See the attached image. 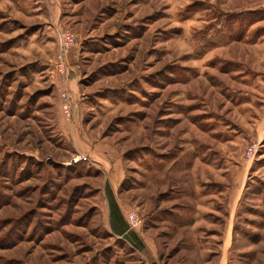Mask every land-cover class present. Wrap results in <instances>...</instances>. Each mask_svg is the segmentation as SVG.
I'll return each instance as SVG.
<instances>
[{
    "label": "rangeland",
    "instance_id": "1",
    "mask_svg": "<svg viewBox=\"0 0 264 264\" xmlns=\"http://www.w3.org/2000/svg\"><path fill=\"white\" fill-rule=\"evenodd\" d=\"M150 260L264 264V0H0V264Z\"/></svg>",
    "mask_w": 264,
    "mask_h": 264
},
{
    "label": "trees",
    "instance_id": "2",
    "mask_svg": "<svg viewBox=\"0 0 264 264\" xmlns=\"http://www.w3.org/2000/svg\"><path fill=\"white\" fill-rule=\"evenodd\" d=\"M111 210H110V229L111 232L119 236L124 242H126L132 249L144 253L151 259L141 238L133 231L128 230L124 222L120 218L119 210L111 198ZM150 264H155L154 260H150Z\"/></svg>",
    "mask_w": 264,
    "mask_h": 264
},
{
    "label": "built area",
    "instance_id": "3",
    "mask_svg": "<svg viewBox=\"0 0 264 264\" xmlns=\"http://www.w3.org/2000/svg\"><path fill=\"white\" fill-rule=\"evenodd\" d=\"M68 40H69V35L63 36L61 34V36H60V45L61 46L60 47H61V51H62L63 54L66 52V46H67V41ZM66 67L67 66H66L65 60L63 58H61L60 68L63 69V68H66ZM60 97L62 99V109H63L65 114H68L69 109H70L69 108V96H68V93L65 90H63L61 92V94H60ZM253 153H254L253 146L249 147L247 149V152H246L247 156H251ZM80 158H84V157H77V159H74V161H77ZM125 219H126V222L128 224H130V226H133L132 223H134L135 220H136V214L134 212H128L126 217H125Z\"/></svg>",
    "mask_w": 264,
    "mask_h": 264
},
{
    "label": "crops",
    "instance_id": "4",
    "mask_svg": "<svg viewBox=\"0 0 264 264\" xmlns=\"http://www.w3.org/2000/svg\"><path fill=\"white\" fill-rule=\"evenodd\" d=\"M124 217V216H123ZM125 220V219H124ZM134 232V231H133Z\"/></svg>",
    "mask_w": 264,
    "mask_h": 264
}]
</instances>
